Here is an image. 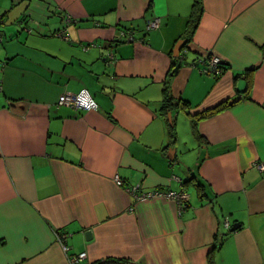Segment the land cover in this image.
<instances>
[{
    "label": "crops",
    "instance_id": "crops-1",
    "mask_svg": "<svg viewBox=\"0 0 264 264\" xmlns=\"http://www.w3.org/2000/svg\"><path fill=\"white\" fill-rule=\"evenodd\" d=\"M201 2L188 34L194 0H0V264H264V0ZM208 54L226 64L216 77ZM82 89L96 109L57 105ZM165 90L191 114L233 103L168 120Z\"/></svg>",
    "mask_w": 264,
    "mask_h": 264
},
{
    "label": "built area",
    "instance_id": "built-area-1",
    "mask_svg": "<svg viewBox=\"0 0 264 264\" xmlns=\"http://www.w3.org/2000/svg\"><path fill=\"white\" fill-rule=\"evenodd\" d=\"M1 22H2V18L0 16V25ZM70 22H71V18L69 16H66L63 21L64 23L63 27L55 31L53 34L59 38L65 40L68 39L66 34V26ZM159 24L160 23L158 17L149 18L146 22V31L157 29L159 27ZM128 38L132 39V36L130 35ZM1 40H2V33L0 30V43ZM106 58H107V62L109 63L113 61L114 58L113 53L109 52ZM202 62L204 66L201 68V72L214 77L222 73V68L220 67V64H223L224 62L221 61V59L218 58L217 56L213 54L212 55L208 54L206 58L202 59ZM56 103L59 106L69 107L75 110H91L97 108V105L93 100L92 96L85 89H82L76 93H63L58 97ZM254 166L264 176V162L263 161L256 162ZM173 178L177 179V177L175 176H173ZM115 182L118 185H121V181L117 176L115 177ZM128 192L136 200L150 199L155 197H163L169 199L175 203L178 211H181L189 201V194L183 188H181L178 191H160V190L138 191L137 186H131L128 189ZM224 225L227 228L229 226V222L225 220ZM65 237H66L65 233H61V232L56 233L57 241L61 243L63 250L67 251L68 247L64 243ZM84 258H85L84 252H80L77 254H70L68 256V260L70 264H80L81 260H83Z\"/></svg>",
    "mask_w": 264,
    "mask_h": 264
},
{
    "label": "trees",
    "instance_id": "trees-1",
    "mask_svg": "<svg viewBox=\"0 0 264 264\" xmlns=\"http://www.w3.org/2000/svg\"><path fill=\"white\" fill-rule=\"evenodd\" d=\"M202 10V2L201 0H194V3H193V9H192V12H191V15H190V18H189V29H188V34H190L192 32V29L195 27V25L197 24V21H198V17L200 15V12ZM208 56V55H207ZM179 58H174V62L172 64V66H175L176 64H178V60ZM220 67L222 68V72L223 70L226 69V64L223 63V64H220ZM172 98L167 94V90H165V98H164V101L162 103V106H161V109L163 110V114H167L168 111L171 110V108L173 106L175 107H180L182 110H184L185 112L188 113V115L192 118L193 120V123H195L197 120H200V119H203V118H207V117H210L214 114H216L217 112L225 109L226 107H228L230 104L233 103V100H224L222 101L221 103L215 105L214 107H211V108H208L206 110H203L201 112H198V113H194V114H191L189 113L188 111V103L183 100V99H177L175 101H173ZM168 125H169V131H170V136H171V140L174 138V129H173V122H168ZM172 142V141H171ZM187 181V180H186ZM187 182H193V185L196 187L197 190L201 191L203 190L202 189V184L196 180V177L195 176H191L190 179H188ZM227 233H225L224 235H226ZM222 240V236L218 239V242L220 243ZM89 264H138V263H135L134 261L130 260V259H126V258H119V259H112V258H108V259H105V260H97V261H94L92 263H89ZM210 264H213L212 261H210Z\"/></svg>",
    "mask_w": 264,
    "mask_h": 264
},
{
    "label": "water",
    "instance_id": "water-1",
    "mask_svg": "<svg viewBox=\"0 0 264 264\" xmlns=\"http://www.w3.org/2000/svg\"><path fill=\"white\" fill-rule=\"evenodd\" d=\"M181 43H182V40H179V41L175 44V46H174V48H173V55H174L175 57L179 56V51H180V48H181ZM174 70H175V69H174ZM167 117H168V120H171V113H170V112L167 113ZM174 152H175L174 149L170 148V149L168 150L167 157H168L169 159L172 160V159H173V154H174ZM238 226H239L238 223H234V224L231 225V227L229 228V230H230V231H233V230H235ZM87 234L90 235V232L88 231Z\"/></svg>",
    "mask_w": 264,
    "mask_h": 264
},
{
    "label": "rangeland",
    "instance_id": "rangeland-1",
    "mask_svg": "<svg viewBox=\"0 0 264 264\" xmlns=\"http://www.w3.org/2000/svg\"><path fill=\"white\" fill-rule=\"evenodd\" d=\"M181 116V115H180ZM180 127V126H179Z\"/></svg>",
    "mask_w": 264,
    "mask_h": 264
}]
</instances>
